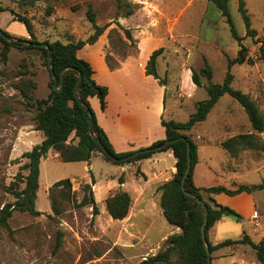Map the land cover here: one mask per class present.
Listing matches in <instances>:
<instances>
[{
  "label": "rangeland",
  "instance_id": "1",
  "mask_svg": "<svg viewBox=\"0 0 264 264\" xmlns=\"http://www.w3.org/2000/svg\"><path fill=\"white\" fill-rule=\"evenodd\" d=\"M19 2L0 0V8L12 10L30 22L32 37L22 30L19 22H11L10 13L0 12V30L15 40L65 42L71 36L74 41L89 43L94 33L86 16L90 7L96 25L105 27L103 42L96 49L104 52L106 64H120L129 59H135L130 64H147L152 52L163 48L156 59L157 74L166 80L167 88V110L162 120L185 122L194 114L195 104L206 99L203 88L196 89L189 97L185 96L187 87L186 92L179 91L182 65L198 71L205 62L212 71L211 82L221 84L229 72L231 87L247 94L264 118V59L260 54V48H264V0H243L251 28L256 31L254 38L246 36L237 1L228 3L232 24L242 38L240 44L247 56L244 63L231 67L227 59L236 57L239 44L231 37L218 9L208 0H39L28 5ZM124 30L129 31L131 39L125 37ZM90 50L95 47L90 46ZM1 51L0 42V210L13 202L15 190L24 187L20 176L27 175L24 167L27 160L21 159V155L43 139L40 132L34 131V111L26 109L17 85L28 81L35 84L34 97L44 99L50 82L41 51L11 47L5 60ZM87 54V48H83L77 52V57L85 61ZM201 81L207 83L203 78ZM182 96L184 99L180 98ZM155 130L163 136L161 127L156 125ZM249 132L246 114L228 95L220 97L206 119L191 131L195 134L196 146L199 140L200 143L212 141L200 149V160L225 183L234 178L235 187L257 185L264 180V152L249 150L230 157L219 146L223 140ZM258 137L264 142V132ZM76 141L72 140L74 144ZM123 148L115 143L112 150L120 154ZM135 162L114 165L105 161L100 153H95L86 163H63L51 154L42 158L40 188L34 204L40 215L15 211L8 220L10 232L0 226V264H138L164 250L166 239L178 234L175 232L178 228L168 225L162 216L159 192L156 196L146 187V205L140 206L141 201L136 200V205L132 206L131 199L128 214L121 221L113 220L105 208V200L113 194H108L107 181L111 180L106 175L116 174L120 166L127 168ZM137 169L130 165L126 172L120 173L121 178L128 179L131 188L138 178ZM65 179L70 180L71 189L52 188ZM213 179L207 184L214 185L216 179ZM113 186H117V181L114 180ZM126 191L131 193L129 187ZM50 193L60 212L58 215L50 207ZM90 194L97 207L96 214L89 203ZM252 194L255 211L248 218L249 223L244 218L240 223L247 225L243 232L252 241H261L264 238V189L253 190ZM254 213L257 219L252 218ZM210 233L212 228L208 238ZM222 249L224 255L234 254L241 260L234 264H258L247 245ZM171 262L177 263L176 255L171 256ZM220 264L229 262L225 259Z\"/></svg>",
  "mask_w": 264,
  "mask_h": 264
},
{
  "label": "trees",
  "instance_id": "2",
  "mask_svg": "<svg viewBox=\"0 0 264 264\" xmlns=\"http://www.w3.org/2000/svg\"><path fill=\"white\" fill-rule=\"evenodd\" d=\"M32 0L27 3L19 2V4H31ZM220 12L228 25L231 37L239 44V50L234 59H227L229 67L235 64H242L247 60L246 49L241 46L240 36L236 33L231 21L228 10V3L230 0H208ZM237 1V11L243 21L246 36L254 38L256 31L251 28L250 18L248 17L243 0ZM8 11L13 16L15 21L23 24L27 33L32 37L31 25L28 19L14 13L12 10L0 8V12ZM86 16L91 24L94 33L90 37L89 43L82 40L74 41L71 36L65 42L60 40L43 43L28 40L38 44H46L47 48L39 46H28L17 42H7L0 36L2 44V59L5 60L9 48L13 47L18 50L36 49L44 55V65L46 66L50 82L49 93L44 99H36L32 93L35 90V84L28 81L17 85L21 97L25 102V107L28 111H34L33 122L34 130L42 134L43 140L41 143L34 145L30 151H26L21 155V159H26L25 169L27 175L20 176L21 183L24 187L13 192V202L7 203L0 210V226L4 227L10 232L8 220L11 218L13 212H26L32 216H39L40 212L34 208L36 194L39 190V163L42 158H46L49 151L57 154L59 161L63 163L74 162H89L95 153H100L105 161L114 165L128 164L142 159L149 158L153 153H145L130 159L125 162L116 163L108 158L97 146L92 139L89 132V115L82 107L84 105L92 114V132L98 142H100L106 150L115 158H122L129 153L116 154L112 150V146L96 122L95 114L91 106V100H97L101 110L105 108V98L108 93L106 86L98 85L93 79V70L89 63L79 59L77 52L81 50L86 44L94 43L98 37L103 33L105 27H98L95 23V16L91 8L88 7ZM0 32L9 37V35L0 30ZM125 37L131 39L128 30H124ZM19 40V39H17ZM23 40V39H20ZM47 49L49 50L50 65L46 61ZM163 48L154 50L149 57L148 63L145 67L146 75L152 76L161 85L165 84L164 79H160L156 71V59L162 54ZM261 58L264 59V48H260ZM69 67L70 69L63 73L62 87L59 91H54L52 88L53 80L51 72L56 77V88L60 86V72ZM191 70V81L196 88H203L206 92V99L195 104V112L190 115L185 122H176L173 120L161 121V126L164 128L165 139L153 143L149 148L156 147L165 141L185 138L184 141L177 140L158 152L170 150L175 159V173L172 178L162 185L157 187V192L160 193L159 207L162 216L168 225L180 229V233L169 236L166 239L164 250L150 256L138 264H173L171 256H177V263L175 264H206L207 254L206 248L210 255L221 248L247 245L253 253L258 264H264V240L254 243L250 237L242 232V236L238 239H225L212 245L208 238V233L211 228L220 220L222 216H231L237 222H242L243 217L229 207L220 205L212 198L215 194L224 193L229 196H234L242 192L248 194L253 190H263L264 180L257 185L240 184L235 189H228L224 186L217 185L207 188H198L193 183V170L197 164V146L192 142L187 133L198 123L203 122L210 110L214 107L220 97L228 95L234 102H236L244 111L250 124L251 132L245 134H238L230 137L220 143L230 157H235L238 154L253 150L264 152V142L259 140L258 135L264 132V118L259 112L255 102L247 95L239 90L231 87L232 76L229 72L226 73L225 79L221 84L211 82L212 71L206 64L198 71ZM51 71V72H50ZM80 74V81L77 86L76 96L74 94V85L76 79ZM22 77V76H20ZM201 78L207 81L203 84ZM77 140L74 144L72 140ZM186 142L190 144V159L191 166L189 173L184 181V190L194 197L199 198L205 205L207 211V223L204 227L203 235L205 243L202 241L200 227L204 221V211L200 204L193 197L186 196L181 189V178L187 166V152ZM155 153V152H154ZM137 177L144 175L139 169L135 172ZM94 183V181H92ZM119 184L123 183V178L118 179ZM67 188L71 189V182L69 179L61 180L53 185L52 188ZM50 192H52L50 190ZM207 195V197L205 196ZM50 207L54 214H59V210L54 205V200L51 193L49 194ZM89 203L92 206L93 213H97V207L93 200L92 194L89 196ZM131 206V198L129 194L122 190L115 191L105 200V208L109 216L113 220H123ZM59 243V242H58Z\"/></svg>",
  "mask_w": 264,
  "mask_h": 264
},
{
  "label": "crops",
  "instance_id": "3",
  "mask_svg": "<svg viewBox=\"0 0 264 264\" xmlns=\"http://www.w3.org/2000/svg\"><path fill=\"white\" fill-rule=\"evenodd\" d=\"M9 18L11 22L15 21L12 15ZM21 28L23 31H26L23 24H21ZM103 39L104 36L102 34L96 43L91 45L86 44L83 47L87 48L88 54L85 61L89 63L93 70V79L98 85L106 86L108 89L105 98L106 104L103 110L100 109L97 100H91L96 122L107 136L112 148L115 143L118 146L124 147L121 151L123 153H131L140 149L149 148L153 143L165 139L164 128L161 126V116L167 110L165 101L167 96L166 80L165 84L161 85L152 76L146 75V64H130L135 59L125 60L120 64H106L104 52L96 49V46L99 45L100 42H103ZM90 46L95 47V50H90ZM181 68L179 91L184 93L187 87L188 91L185 96L189 97L190 94L196 92L198 88H196L191 81V70L185 67V65H182ZM185 96L180 98L184 99ZM147 117H149L148 121H146ZM156 125L163 129V136H159V131L157 132V130H155ZM193 128H195V126ZM192 129L187 135L196 145V137H194L195 134L191 133ZM200 141L201 140L197 142V164L194 167L192 177L194 185L198 188L221 185L228 189H235V183L233 182L236 180L234 178H232L230 183H225L215 175V171L207 163L200 160V149L212 143L210 140L205 143H200ZM50 154L54 159L58 160L55 152L49 151L47 157ZM174 164L175 159L170 150L155 152L147 159H142L136 161L135 164H130L138 168L144 175V178H136L135 186L133 185L134 188H131L130 185L128 186V179H124L126 177L123 178V183L119 184L118 179L120 175L126 172L130 165L127 166V168H122L120 166L116 174L109 173L106 175L107 178L111 180L107 181L109 186L107 187L108 194L111 192L114 193L117 190L128 193L126 187H129L131 193L128 194L133 201L132 206L136 205V200L141 201L139 204L140 206L143 204V206H145L148 196L145 190L146 187H149L153 194L156 195L157 187L171 179L175 173ZM88 169H90V167H88ZM213 178L216 179L215 184L208 185L207 183L214 180ZM114 180L117 181V186H113ZM156 196H154V198ZM212 197L216 203L231 208L242 215L246 223H249L248 218H250L253 211H255V199L252 193L248 194L242 192L234 196L220 193ZM246 227V224L244 225V223L237 222L231 216L224 215L213 226L209 240L212 245H215L225 239H238L242 235L243 229H246ZM177 231L180 232L178 229ZM177 231L175 232L179 233ZM253 242L256 243L259 241ZM222 251L224 250L221 248L210 255V264H220V262H223L225 259L228 260L229 264H234V261H241L234 254L226 256Z\"/></svg>",
  "mask_w": 264,
  "mask_h": 264
},
{
  "label": "water",
  "instance_id": "4",
  "mask_svg": "<svg viewBox=\"0 0 264 264\" xmlns=\"http://www.w3.org/2000/svg\"><path fill=\"white\" fill-rule=\"evenodd\" d=\"M20 1H25V2H28L30 0H20ZM0 36L1 38H3V40L7 41V42H17V43H21V44H24V45H28V46H39V47H42V48H47V45L46 44H36L34 42H29L27 40H15L11 37H8L4 34H2L0 32ZM46 61H47V64L48 66L50 65V58H49V50L47 49V56H46ZM70 68L69 67H66L64 68L61 72H60V76H59V80H60V86L59 88H56V77L55 75L51 72V78L53 80V83H52V88L54 91H59L60 88L62 87V79H63V73L67 70H69ZM80 81V74H78V77L76 79V82H75V85H74V94L76 96V91H77V86H78V83ZM82 107L87 111L88 115H89V132H90V135L92 137V139L94 140V142L97 144L98 148L110 159H112L114 162L116 163H121V162H125V161H128L130 159H133L137 156H140L142 154H145V153H154V152H158L162 149H164L165 147H167L168 145L174 143L175 141L177 140H182L184 141L185 138L183 137H180L178 139H174V140H168V141H165L164 143L156 146V147H152V148H144V149H140V150H137V151H134V152H131L129 153L128 155L122 157V158H115L114 156H112L107 150L106 148L96 140V138L94 137L93 135V132H92V114L90 113L89 110L86 109V107L84 105H82ZM189 150H190V144L189 142H186V152H187V166H186V169L182 175V178H181V189L183 191V193L188 196V197H193L196 199V201L200 204L201 208L203 209L204 211V221L200 227V231H201V237H202V241L205 243V238H204V235H203V231H204V227L207 223V211H206V208H205V205L204 203L202 202V200H200L199 198L197 197H194L193 195H191L190 193L186 192L184 190V181L189 173V170H190V166H191V159H190V154H189ZM206 254H207V260H206V264H210L211 263V256H210V253L208 252L207 248H206Z\"/></svg>",
  "mask_w": 264,
  "mask_h": 264
},
{
  "label": "built area",
  "instance_id": "5",
  "mask_svg": "<svg viewBox=\"0 0 264 264\" xmlns=\"http://www.w3.org/2000/svg\"><path fill=\"white\" fill-rule=\"evenodd\" d=\"M252 218L257 219V214L254 213V214L252 215Z\"/></svg>",
  "mask_w": 264,
  "mask_h": 264
}]
</instances>
